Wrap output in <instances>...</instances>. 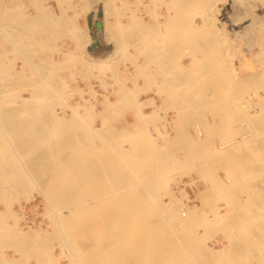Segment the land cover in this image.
Listing matches in <instances>:
<instances>
[{
	"label": "bare ground",
	"instance_id": "obj_1",
	"mask_svg": "<svg viewBox=\"0 0 264 264\" xmlns=\"http://www.w3.org/2000/svg\"><path fill=\"white\" fill-rule=\"evenodd\" d=\"M116 1L122 6L121 12L115 11L119 8ZM257 1L262 5L246 1L250 3L247 9L242 0L235 2L236 8L226 14L227 20L222 19L223 10L216 6V2L223 3L222 6L226 0H148L147 4L144 0L110 1L113 6L110 11L116 19L107 28L105 22L103 26L98 25L96 32L125 36V48L133 46L134 52H125L124 62L117 61L116 66L110 68L113 82L121 89L112 90L114 101L110 97L103 98L100 102L102 110H96L98 94L92 84L89 91L76 88L69 95L70 102L61 99L59 103L55 101L54 106L50 105L51 95L43 104L45 98L39 96L40 80L32 90L36 95L34 101L31 97L4 93L5 90L0 88V128L6 125V131L13 136L7 137L0 129V204L4 207L0 210V264H139L135 256L145 255L146 247L152 245L157 254L152 264H202L210 259L244 264L243 248L264 244L261 243L264 239H260V228L250 231L247 227L244 218L249 211L244 207L245 197L241 198V193L251 187L247 184L257 180L259 173L264 171V0ZM130 4L134 5L133 9ZM158 8L169 10L168 16L165 18L158 13ZM70 17L61 10L46 20L58 24V32H61L58 37H64L69 30L74 41L87 44V34L80 35V28L76 24L72 26ZM19 22L15 20L6 25L11 23V28L21 36L23 42H19L20 45L9 39L5 27H0V31L27 62L36 67L39 63L36 64L37 60L32 63L33 53L29 47L36 41L37 28H30L27 22L22 24V20L21 24ZM52 30L54 34L55 30ZM226 39L235 40L241 55L245 44V52L257 56V65H245V71L237 66H226L230 64L225 60L229 53H226L228 45L223 43ZM72 50L63 54L70 56ZM0 52L4 53L1 46ZM4 59L0 58V65L5 64ZM237 59L243 63L240 56ZM98 70L95 77L102 81L99 74L105 75L104 65ZM74 92L82 103H73ZM86 93H90L91 100L85 98ZM7 100L12 102L9 110L5 109ZM49 107L53 109L49 110ZM56 107L58 110L55 111ZM147 108L150 110L146 111ZM171 109L174 110L172 114L168 111ZM124 110L133 116V121L127 122L131 132H126L125 127L118 130L106 127ZM96 114L102 122L101 127L91 124ZM120 115L117 117L121 118ZM155 120L163 123L164 131L155 126L154 136L147 126ZM171 124L177 126L174 131L177 136L167 139V126ZM190 125L194 126L195 138L189 135ZM118 133L137 136L132 142V160L115 149L114 135ZM22 135L25 137L20 138ZM95 138L102 142L97 145ZM158 138L162 139V144L157 143ZM11 140H22V150L26 155L30 153V158L24 161L19 157L24 154L13 153ZM139 142L142 143L141 150ZM178 145L183 159L175 157L172 163L184 170H192L194 177L204 184L203 190L196 194L199 204L188 207L187 218H183L186 217L183 209L190 199L186 186L189 184L190 187L192 182L183 183L184 177H177L181 184H178L181 187L179 197L173 196L169 189L166 191L170 195L167 203L157 200L159 194L152 192L153 185L157 184L154 176L168 166L171 149ZM15 157H19L18 160ZM143 167H148L145 169L149 172L141 174L139 169ZM189 172L186 175L193 179ZM36 180L42 189L50 191L37 189ZM164 183L166 187L167 180ZM34 188L44 199L43 216L48 219L49 229L42 228L41 224L23 228V205H19L21 216L13 212L14 200L21 197L26 203L33 200L31 191ZM190 188L193 190L192 186ZM104 201L115 206L109 209L107 222L84 224L83 218L76 215L83 207ZM223 206H230V214L221 213ZM210 218L215 220V225L216 220L222 221L221 231L225 234H234L227 241L225 239L226 243L213 249L202 244L201 240H207L203 232L201 238L194 234L196 231L186 232L197 220L201 222L199 225L203 223L210 228ZM193 227L194 230L195 225ZM207 230L206 233H211ZM213 239L214 235L208 239L212 245ZM55 248L59 249L57 255ZM4 249L11 252V257L8 251L3 252ZM255 260L254 257L252 262L264 264V258Z\"/></svg>",
	"mask_w": 264,
	"mask_h": 264
},
{
	"label": "rangeland",
	"instance_id": "obj_2",
	"mask_svg": "<svg viewBox=\"0 0 264 264\" xmlns=\"http://www.w3.org/2000/svg\"><path fill=\"white\" fill-rule=\"evenodd\" d=\"M57 1L58 0H0V21L2 22V23L0 22V25H1L0 27H5L6 28V31H7L6 34L8 35L9 39H11L12 41L17 42L18 45H20V43L23 42L21 36L18 35V33H16V31L11 28L12 21L19 20L20 21L19 23L21 24V20H22V24L27 22V24H28V26L30 28L32 26L37 28L36 29L37 33L35 35L36 41L32 42V43H34V45H33L34 47L31 44L29 49L33 53L32 57H31V60L33 59L32 63H35L36 60H37L36 64L39 63V65L36 66V67L31 66L27 62V60L25 59V56L24 57L22 56V54L20 53V50L15 48L11 44V42L9 40H7L6 37L3 36V34L0 31V46L4 50L3 54H1V52H0V58L2 60L4 58H6V59H4L5 60V64L0 65V88L5 90L4 93H8V94L12 93L13 96H20V97H23V98H30L31 97L30 100L34 101V99H36V95L33 94L32 90L34 89L36 83L40 80L41 85H39L38 87L40 88L41 92H40L39 96L42 95V98L43 99L45 98L43 104L46 103V97L51 95L52 96V98H51L52 101L50 100L51 101L50 105L54 106V102L56 101V102L59 103L61 101V99H64L66 102L67 101L70 102V100L68 98H69V95H70V93L72 91H75L78 88L84 89L86 91H89L90 90V86L92 84L93 87H95V91H97L96 94H98L97 99H98L99 103L96 104L97 105L96 110L97 111L98 110H102L100 102L104 101L103 98L110 97V100L114 101L115 99H114V97L112 96V93H111L112 90H114V89L117 90L118 88L121 89V86L119 84H115L113 82V79L111 78L112 76L110 75V68L116 66V64L118 63L117 61L124 62L123 61V57H124L125 52L133 53L134 52L133 46L129 45L127 48H125L126 45H124V41L127 40V38L125 36H121V37H120V35H115L114 36V35H112L109 32H104V33H101V32L97 33L96 32V27H98V26H96V24L102 25L105 22L104 26L106 25V28L109 25H113L114 20L116 19V17H115V15H113L114 12L112 13V11H110V8H113V6L110 5V1L113 2L114 0H59V2H57ZM129 1L130 2H136V0H129ZM237 1H241V0H237ZM237 1H235V0H232V1L226 0L225 4L222 5V6H220V5L223 4V3H220V2L217 3L216 2V6L217 7L219 6L221 8V10H223V13L225 14V15L224 14L222 15V19L223 20H227L228 19V15L226 16L227 13H229L231 10L232 11L235 10ZM244 1H245V3H244ZM244 1L242 0V4H244L243 6H245L246 9L249 6L248 4H250V3H247V2H251L252 4H260V2H261V1H257V0H244ZM144 3L147 4L148 0H144ZM173 3L171 4V8L173 7ZM115 4L117 5V7H119L117 9H115V11L118 12V10H119V12H121V7H122L121 4L118 3L117 1L115 2ZM246 4H247V6H246ZM261 5H262V3L260 4V6ZM65 7H67V8H65ZM70 7H72V8H70ZM130 7L133 9L134 5L130 4ZM262 7H264V6H262ZM107 9H109V10H107ZM164 9L165 8H158V13H160V14L162 13V15H164L165 18H166L168 16V11L169 10L165 9V11H164ZM55 10L56 11L59 10L60 12H61V10H63V11H65L66 14H67V11H73V15H71L72 17H70L71 18V22H72L71 24H72V26L74 24L78 25V27L80 28V35L81 34H85V35L87 34L86 36L88 37V40H89L87 42V44L84 41H82V42L80 41L82 44H79L77 41H74L73 40L74 38L71 35H69V30H67L68 32L66 33V35L68 34L67 35L68 37H65L66 35L64 37L63 36L58 37V36L61 35V32H58L59 31L58 29L60 28L58 26V24L56 26V23L53 22V20H51V19H50L51 21H47L46 20V17L49 20V18L53 17V14H59L60 13V12L56 13ZM197 11H199V10H197ZM102 14L104 16V19L102 17ZM109 14H110V16H109ZM105 15L106 16L108 15V16L106 17ZM74 16H75V18H74ZM78 17L83 18L81 25H79L78 22L76 21V19ZM98 19L100 20L99 23H93V21L98 20ZM105 19H106L107 22L105 21ZM111 19H113V21H111ZM7 22H11L10 26L6 25ZM94 26H95V28H94ZM55 27H57V28H55ZM51 28L53 30H55L54 32L56 34L55 33L53 34L51 32V30H52ZM48 29L50 31L49 33H48ZM57 33H60V34L57 35ZM62 34L64 35L65 33H62ZM67 39L72 42L73 46H69V45L66 44L65 41ZM223 41L222 42L225 43V45H228V46H226V49L228 48L227 49L228 51L226 50V53L229 52L228 54H226L227 57L225 56V58H226L225 60L229 61L230 64H228L226 66H229V65H231L230 67H232V66L236 67L237 66V68L240 67L241 69H243V71H245L246 67H248V66L253 67V65H257L256 64L257 56H253V55L251 56L250 52H249V54H247V52H245L246 50L244 49V48H247L245 44L241 43V45H240L242 47V44H243V47L241 49L244 50V51H242V55H241V53L239 51H237L239 48L237 47L238 44L235 42V40H233L232 42H230V40H227V39L223 40ZM121 42H123V43H121ZM62 43H63V45H62ZM75 43H77L78 47L76 46ZM223 43H222V46L225 48V45ZM226 43H232L233 45L232 44H226ZM60 46H62L61 47L62 49L60 48ZM64 46H66V47H64ZM230 48H232V49L234 48L233 49L234 51L231 50ZM252 48H254V47H252ZM68 49H70V50L73 49V50L71 51L70 56L69 55L65 56L63 54V52H65ZM249 50L251 51V47L249 48ZM235 51L238 52V55H237V53H235ZM34 52H36V53H34ZM230 52H231V54H230ZM245 53L248 56H251V57H248ZM228 55H229V58H228ZM231 55L233 56V58H232ZM234 56H235L236 60H235ZM239 56L242 59H243L244 56H246V57H244L245 59L242 60L243 63L238 61L237 57L239 58ZM67 57H68V59H67ZM247 57L250 58V61H249V59ZM185 58H187V56H185ZM185 58H184V62H185V64H188V61H186L187 59H185ZM227 58L230 59V60H228ZM252 58H255V59H252ZM247 59H248V61H247ZM253 60L255 61L254 62L255 64L253 63ZM244 62H246V63H244ZM225 63H226V61H225ZM251 63H252V65H248V64H251ZM12 65H15V67H13ZM101 65H104L105 75L99 74V76H100L99 78L102 79L103 82L102 81H98L97 78L95 77L96 74H98V71H99L98 67L101 66ZM243 65H244V67H245V65H247V66L244 68ZM126 66L130 67L129 63H127ZM122 68H123V66L121 67V69ZM6 69H8V70L6 71ZM71 71H72V73H71ZM37 72L42 74L41 77L38 76ZM45 80H47L48 83ZM45 83H47V84H45ZM99 84H102V85L100 86ZM51 86H53V90L50 89V88H52ZM71 87L74 90H71L70 89ZM56 88L58 90H56ZM55 92H56V94L58 95L59 98L56 97L57 95H55ZM89 94L90 93H86L85 94V98L88 99V100H91L90 99L91 95H89ZM72 101H73V103H77L79 101H80V103H82L80 98H79V96L76 95L75 92H74ZM10 102H11L10 100L6 101L5 105H8V107L5 108L6 110H9V108H10L9 106L12 105V102L11 103ZM55 105H57V103ZM51 109H53V108L49 107V110H51ZM54 110L55 111L58 110L57 107ZM145 110L149 111L150 108H147ZM254 110H256V109H254ZM168 111H169L170 114H172L174 110L171 109V110H168ZM123 112L124 113H122V111H121L120 114L122 113V114H125V115L117 114L115 116V119H113L110 122V124H106V127L107 126H111L113 129H116V130L120 129L121 127H125L126 130H127L126 132H131L130 127L127 126V122L133 121L132 113L131 112H127L125 110ZM119 115L121 116V118L117 117ZM122 116H124L125 119L122 118ZM155 122L150 123L147 126V128L150 131H152V134L154 136H155V132H154V127L155 126H158L162 130L164 129L162 122H160L158 120L157 121L155 120ZM100 123H102V122H101V120L99 118V115L96 114L95 115V119L92 121L91 124L95 125L96 127H101L102 124H100ZM157 123H158V125H157ZM161 123H162V125H161ZM2 126L0 128L2 130V132L5 135H7V137H13L10 133H8V131H6V129H5L6 125L3 124ZM170 126L172 127V130H171ZM170 126H167V129L169 130V134H171V135L167 134V139H171V138L173 139V138H175L177 136V135H175L176 133L174 132V131H176L177 126H173L172 124ZM85 128H87V127H85ZM188 128H189L188 132H190L189 135L192 138H195L196 136H195L194 126L190 125V126H188ZM228 132H229V130H228ZM122 134L118 133L119 136L116 135V134L114 135V145L116 147L115 149L120 150L121 151L120 153H122L123 155L125 154L124 155L125 157L128 156V157H126L127 159L132 160L133 157H134V156L130 155V154H134V149L132 148V142H135L137 140V138H136L137 136L135 134H132V133H130L129 135H126V134L122 135ZM26 136H29V135H26ZM171 136H173V137H171ZM229 136H230V134H229ZM22 137H25V135L20 136V138H22ZM95 139H96V141H95L96 144L97 143L99 144V143L102 142L98 138H95ZM11 142H12L11 143V147L12 146L14 147V148L12 147V149H13L12 152L13 153H15V154H20V153L24 154V152L22 150V143H23L22 140H17L18 143L17 142H13L12 140H11ZM157 143L162 144L163 143L162 139L158 138ZM138 144H139L138 147L141 150L142 149V146H141L142 143L139 142ZM179 146L180 145H178V148H177V146H174L171 149V153L169 154L168 166H165L163 169L159 170L157 172V174L159 173L158 176L157 175L154 176V178L156 179V181L154 180L155 181L154 183H157V184L153 185V187L155 189L153 188L154 190L152 189V192L155 193V194L158 193L160 195V196L158 195L159 198L156 196L157 200L161 199V200H163L164 202L167 203L170 200V195L167 193V192H169V189H170V192L173 194V196H175L176 198L179 197L178 192L181 189V187H179V185H181V184H179L178 181L176 180V179L179 180V178H177V177L183 176L184 177L183 178V183L184 182L185 183L192 182L191 186H192L193 190L190 188L191 186L189 187V184H187V186H186L187 192L189 194V198L190 199L188 201V204L186 203L187 206L183 209V212L186 213V217H183V218H187L188 210H189L188 207H193L194 205H198L199 204V200L196 198V194L199 192V190H201V191L203 190L204 184L200 183V180H198L196 177H194L195 175L192 172V170H188V169L184 170L183 167H181L180 165L177 166V165L172 163V160H174L175 157L179 158L181 160L183 159V155H182L183 152H182V150L179 149ZM15 148H17V149H15ZM19 157L21 158V160L25 161L26 159L30 158V153L27 154V155L24 154V156L22 155V156H19ZM15 158L18 160L17 157H15ZM50 159L51 158H48V160H50ZM139 165H141V164H139ZM145 168L148 169V167H143V168L139 169V170H141L140 171L141 174H146V173L149 172V170H146ZM180 169H181V173H179ZM175 171H177V172H175ZM188 172L190 173L191 177L192 176L194 177L193 179L190 178L188 175H186ZM261 172L262 173H259V176H258L257 180L250 181L247 184V185L251 184L250 185L251 187L249 188V190L247 192L241 193L242 194L241 198L245 197L244 198V202H243L244 203V207L249 211V212L245 213L246 216L244 218L245 221H246L245 222L246 225H248L247 227L249 228L250 231L254 230L255 228H257V229L260 228L259 229V231L261 233L260 239H264V234H262V233H264V231H262V230H264V171H261ZM175 174H177V175H175ZM161 175L166 177L167 179L164 178V177L160 178ZM261 175H262V177H261ZM233 176H230V178L233 181H235ZM174 177H176V178H174ZM166 180H167V184H166V187H165L164 186L165 185L164 182ZM40 184L41 183H38L37 180H36L35 187L37 189L40 188L43 192H45V191L49 192L50 191V190L42 189V185H40ZM196 185H197V187H196ZM252 185L254 187H252ZM169 186H170V188H169ZM163 187H165V190H164ZM36 188H34L31 191L32 195H33V200H30L27 203L23 200L22 197H21V199L19 198L16 201L14 200V202L12 204L13 205V212L16 215H20L19 205H21V206L23 205V207H24V217H23V215L22 216L20 215L23 218L22 219L23 222L21 223V226L23 228L26 229L27 225L35 227V226H38L39 224H41L42 228L49 229L48 219H47V217L43 216V214L45 212V208H44V204H43L44 203V199L41 196H39V194L37 193V189ZM260 188H262V189L259 190V192H258V189H260ZM155 190L157 192H155ZM4 200L7 201L8 199L5 198ZM220 205L222 206V203ZM111 207H115V206L114 205L110 206L105 201L104 202H96L95 205L92 204L90 206L83 207L82 212H80L79 214H76V215L81 217V218H83V219H81V221H83V222L85 221L84 224H87V223H90V222H92L94 224H102V222L105 223V222L108 221L106 219V217H107V213L109 212V209ZM229 207L223 206V209H221V213L226 212V213L230 214V212H229L230 208ZM173 209H174V211H177L174 206H173ZM0 210L1 211L4 210V207L1 204H0ZM85 214H87V215H85ZM208 215H211V214H208ZM207 217L209 218V216H207ZM84 218H88L87 221L84 220ZM24 219H25V221H24ZM210 219H211V222H212V225L209 226L210 228H207V225H203V223L199 225V223H201V222H200V220L199 221L197 220L196 222H194L193 225H191L192 229H191V227L189 229L187 228L186 232H193V231L195 232L196 231L194 234H196L197 236L199 235V238H201L203 235H206V236H204V238H207V240L206 239H205V241L201 240V239L200 240L203 241L202 244L205 247L208 246L211 249H213V248H217V247L223 245L224 243H226L228 238L230 236L234 235V234L233 233L232 234H230V233L225 234L223 230L221 231L222 227L220 225V222H222V221H220V222L218 221L217 222V220H216L217 224L215 225V223H213V221H215V220L213 218H210ZM114 220H115V217H114ZM62 222L64 224H66L67 221L65 219H63ZM73 223H76V222H73ZM196 223L198 224V227H197ZM194 225H195V229L193 230V228H194L193 226ZM46 227H48V228H46ZM201 227L203 228V230H202ZM215 227L218 228L219 230L216 229ZM206 230L208 232H211V233H206ZM213 231H215V232H213ZM202 232H203V235H202ZM204 232H205V234H204ZM220 232H221V234H218ZM212 235H214L213 242L215 243V244L213 243V245H212V242H210L208 240L209 237H211ZM225 239H226V241H225ZM261 243H264V240H262ZM154 247H155V245H152L151 247H146L145 255L142 254V256H139V255L135 256L137 258V261H139V264H143L144 262L146 264H152L153 257H155V255H157V254H154V251H153V250H155ZM244 249H245V251H242L243 255L241 254L243 256L242 263H244V264H254V263L255 264H260V262L257 261V260H258L259 257L261 258V260H262V258H264V244H262V245L260 244V246H258V247H256V246H248L246 248L244 247L243 250ZM252 250L256 251V252L251 253ZM4 251L6 252L8 250L4 249L3 252ZM57 252L59 253V249L55 248L54 253L56 255L58 254ZM255 253H257V254H255ZM259 253H261V254H259ZM8 255H9V257H11V252L8 251ZM146 255H148V256H146ZM196 255H197V253H196ZM254 257L256 258L255 261H257V262H252V261H254ZM145 258H147V259H145ZM142 259L143 260L145 259V261H142ZM207 261H205L204 263L205 264H224L226 262L225 264H227L226 260H217L215 262V261L210 259V260H207ZM62 262L64 263V261H62ZM229 262H230V260L228 261V264H229ZM204 263H202V264H204ZM30 264H33V263H30Z\"/></svg>",
	"mask_w": 264,
	"mask_h": 264
},
{
	"label": "crops",
	"instance_id": "obj_3",
	"mask_svg": "<svg viewBox=\"0 0 264 264\" xmlns=\"http://www.w3.org/2000/svg\"><path fill=\"white\" fill-rule=\"evenodd\" d=\"M55 11H56V10H55ZM56 12L59 13V10L56 11ZM72 14H73V11H67V15H68V16H71ZM82 20H83V18H81V17H78V18L76 19V21L78 22L79 25H81ZM111 21H113V19H111ZM123 21H124V20H123ZM99 22H100L99 19L93 21V23H99ZM94 28H95V26H94ZM65 42H66L67 45H69V46H73L70 40L67 39Z\"/></svg>",
	"mask_w": 264,
	"mask_h": 264
},
{
	"label": "water",
	"instance_id": "obj_4",
	"mask_svg": "<svg viewBox=\"0 0 264 264\" xmlns=\"http://www.w3.org/2000/svg\"><path fill=\"white\" fill-rule=\"evenodd\" d=\"M96 26H98V24H96Z\"/></svg>",
	"mask_w": 264,
	"mask_h": 264
}]
</instances>
